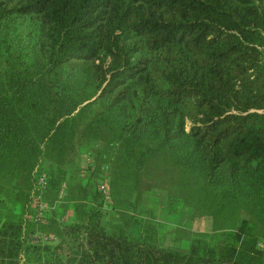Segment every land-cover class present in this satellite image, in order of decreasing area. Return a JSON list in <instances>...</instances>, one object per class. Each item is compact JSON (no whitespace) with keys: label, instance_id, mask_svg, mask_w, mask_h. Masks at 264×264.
I'll return each instance as SVG.
<instances>
[{"label":"trees","instance_id":"obj_1","mask_svg":"<svg viewBox=\"0 0 264 264\" xmlns=\"http://www.w3.org/2000/svg\"><path fill=\"white\" fill-rule=\"evenodd\" d=\"M157 161L194 211L187 249L145 220ZM105 172L142 215L106 222ZM39 173L75 223L38 218ZM36 225L55 237L26 246ZM261 241L264 0H0V264H264Z\"/></svg>","mask_w":264,"mask_h":264},{"label":"rangeland","instance_id":"obj_2","mask_svg":"<svg viewBox=\"0 0 264 264\" xmlns=\"http://www.w3.org/2000/svg\"><path fill=\"white\" fill-rule=\"evenodd\" d=\"M93 158H94L93 154L84 158L82 161V164L88 165V164L93 163L94 162ZM162 168H163V164L159 161L154 163V165L151 167V171L149 172L148 176H145L143 179V187H144L142 189L144 191L143 194H146L147 196L154 194L153 192L157 193V195L159 194V197L162 202V207H164L162 208V210H164L162 212L163 213L162 219L164 220L163 221L164 224L161 227L162 233L164 235V244L166 246H175V248L187 249L189 246V239H188L187 231L192 232L193 230H195L193 229L195 228V220H194L195 218L193 216L194 211H192V209L187 206H182V205L180 206L178 204L173 205V202L176 196L181 197L182 195H180L177 188L171 187L170 181L166 175L162 176ZM36 175H37L36 178L38 180L40 175H43V173L42 174L39 173ZM98 178H101L104 181V183H106L109 186L108 172L98 173ZM48 190H49V187L44 192V195L46 194ZM65 194H66V187L65 185H63L60 191V200L56 203L62 205ZM47 197L49 196L47 195ZM46 203L48 204V206L50 205L49 207H51V214H50V216H52L51 219L53 218L56 219L58 217L64 221V224L67 223V225H71L74 223L73 221L75 218V213H74L73 208H68L66 210L64 208H59L56 211V213H53L52 207H55V204L52 205L49 199ZM32 204H34V202ZM103 204H104L103 207H104L105 215H106L105 219H106V222L108 223L119 221L120 213H124L125 215L135 214L137 215V217L142 215L138 212V210H141L140 204L139 203L136 204L134 200L130 202V206L128 207L127 206L126 207H119V206L114 207V203L112 199L105 200ZM175 207H177V212L176 213L171 212V209ZM176 214H180V216H177ZM188 216L192 217L190 222L188 221ZM146 217L148 218V216H145V219H147ZM178 217L180 220H178ZM25 218H31V217H29V214H25ZM39 221H41L40 223H46V218L39 220ZM165 221L169 222V224ZM175 223H176V226H175ZM35 230L36 231L39 230V231L29 233L26 230L24 232L23 239L25 240L26 246L28 244L46 245L50 243V239H53L55 237L52 231L49 229V227L47 229L45 228L43 230H40L39 226L36 225ZM40 235H46L44 237L48 239L43 238L44 240H42L41 238H39ZM190 235L192 234H189V236ZM21 264H26L24 257L21 259Z\"/></svg>","mask_w":264,"mask_h":264},{"label":"built area","instance_id":"obj_3","mask_svg":"<svg viewBox=\"0 0 264 264\" xmlns=\"http://www.w3.org/2000/svg\"><path fill=\"white\" fill-rule=\"evenodd\" d=\"M48 187H49V183H48L47 176L44 174L40 175V177L38 178L36 182L34 190H33V198H34V203H35L34 205L35 207H38L40 211L39 217H38L39 219H40V216H42L44 210L49 208L48 204L44 201V192L46 191V189H48ZM100 189L101 191H103L104 194H106V197L109 200L110 196H109L108 185L103 182L100 185ZM258 246L264 249V241L259 242Z\"/></svg>","mask_w":264,"mask_h":264},{"label":"crops","instance_id":"obj_4","mask_svg":"<svg viewBox=\"0 0 264 264\" xmlns=\"http://www.w3.org/2000/svg\"><path fill=\"white\" fill-rule=\"evenodd\" d=\"M162 208H164V207H162V205L160 206V208H159V210H158V214H157V217L156 218H147L148 220H151L150 222H152L153 223V228L155 229V232H157V236L158 237H160L161 235H162V226H163V219H162V215H163V211L164 210H162ZM177 216H180V214H176ZM183 215V214H182ZM181 215V216H182ZM182 218V217H181ZM191 218L192 217H190V216H188V221L190 222V220H191ZM55 220H58L59 222H62V223H64V221L61 219V218H56ZM146 220V219H145ZM178 220H180L179 219V217H178ZM177 220V221H178ZM176 221V222H177ZM74 223L76 222V217L74 218V221H73ZM145 222H149V221H145ZM165 222H167V221H165ZM168 224H169V222H167ZM65 224H67V223H65ZM145 224H147V223H145ZM162 225V226H161ZM191 225V224H190ZM175 226H176V223H175ZM163 242H164V239H163ZM225 264H230V263H225Z\"/></svg>","mask_w":264,"mask_h":264}]
</instances>
